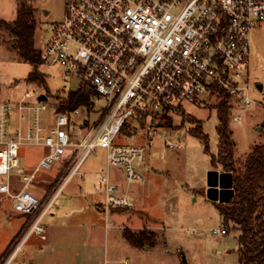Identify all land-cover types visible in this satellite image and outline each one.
I'll use <instances>...</instances> for the list:
<instances>
[{
    "label": "built area",
    "instance_id": "2783aa9c",
    "mask_svg": "<svg viewBox=\"0 0 264 264\" xmlns=\"http://www.w3.org/2000/svg\"><path fill=\"white\" fill-rule=\"evenodd\" d=\"M259 27H264V0H66L64 18L52 25L41 49L43 65L59 67L65 81H79V89H93L102 106L91 112L95 118L79 121L82 109L58 113L48 97L28 102L29 92L16 103H0V196L28 217L5 264L33 234L47 240L45 217L74 177L85 178L82 166L97 149L106 151L102 208L128 211L134 207L130 188L145 182L155 139L169 149L182 148L162 134L169 132L162 119L188 116L184 104L211 102L216 88L250 108L249 34ZM141 132L145 144L116 143L121 135ZM28 146L45 149L30 169L20 156ZM54 169L49 188L39 192L46 183L43 173ZM114 170H121L125 188Z\"/></svg>",
    "mask_w": 264,
    "mask_h": 264
},
{
    "label": "rangeland",
    "instance_id": "374dc122",
    "mask_svg": "<svg viewBox=\"0 0 264 264\" xmlns=\"http://www.w3.org/2000/svg\"><path fill=\"white\" fill-rule=\"evenodd\" d=\"M18 4L19 0H0V19L14 22ZM29 5L34 13L35 46L41 50L51 38L52 25L64 18L66 0H29ZM249 41L247 87L254 104L248 109L234 104L230 120L236 144V167L240 170L253 147L264 143V27L251 31ZM34 69V64L20 56L15 37L0 27V103H16L29 92L28 102L35 103L39 95H46L50 106L57 109L61 101L59 96L65 97L67 93L79 90V81H65L59 67H38L45 76L47 88L29 82L28 76ZM202 98L206 99L208 95ZM218 102L215 96L211 102L200 106L185 103L188 116H173L174 129L160 122L169 131L162 132L165 138L180 141L182 148L169 149L163 139H155L144 166L148 173L145 183L132 187L135 190L144 187L141 215L145 220L155 221L150 224L154 228H148L157 235L155 247L136 249L123 236V225L133 231L147 226V220L140 222L132 216L137 209L135 206L128 211H118L127 212L119 215L110 211L107 216L98 210L96 201L102 197L99 178L106 167V151L99 148L82 166L85 178L74 177L58 197L56 209L45 217L47 241L33 234L10 264H31L38 258L39 264H239V232L214 234L215 230L225 227L213 201H208L204 195L208 188V173L214 170L212 156L218 154L219 120L215 108ZM96 106L101 107L102 103L98 102ZM95 117L89 116L90 119ZM86 118L87 111L82 109V116L77 119ZM194 121L202 122L203 132L209 136V152L204 142L191 131ZM76 136L82 137L83 132ZM146 140L144 132L130 133L121 135L116 143L145 144ZM43 154L45 149L40 147L29 146L20 151L22 162L27 165L35 163ZM217 170L221 171V168ZM46 174V183H40L39 192L49 188L57 170L43 173V176ZM9 207V200L0 196V264L6 263L13 242L8 249L7 246L28 221L25 215Z\"/></svg>",
    "mask_w": 264,
    "mask_h": 264
},
{
    "label": "trees",
    "instance_id": "16d2710c",
    "mask_svg": "<svg viewBox=\"0 0 264 264\" xmlns=\"http://www.w3.org/2000/svg\"><path fill=\"white\" fill-rule=\"evenodd\" d=\"M33 10L29 0H19L18 16L14 22L0 19V27L5 28L16 39V48L22 58L35 65L28 81L47 88L46 79L38 67L43 65L41 50L35 46V25ZM219 99L215 106L218 114L219 135L218 154L212 156V168H221L233 176L234 196L228 203L213 202L219 211L227 234L231 230L239 232V264H264V143L253 147L246 157L243 168L237 169L235 161L236 144L230 130L231 112L234 98L226 91L216 88ZM98 94L93 89H79L60 97L58 113H71L76 109L87 111L90 116L96 106ZM165 126L173 128L171 118L162 119ZM192 133L200 138L209 152V136L203 132V124L194 121ZM264 133V128H263ZM206 196V193H204ZM28 219V217H26ZM125 240L134 248L144 250L156 246L157 235L147 228L133 231L124 229Z\"/></svg>",
    "mask_w": 264,
    "mask_h": 264
},
{
    "label": "crops",
    "instance_id": "0c3cea01",
    "mask_svg": "<svg viewBox=\"0 0 264 264\" xmlns=\"http://www.w3.org/2000/svg\"><path fill=\"white\" fill-rule=\"evenodd\" d=\"M29 147V146H28ZM33 147V146H32ZM40 148H43V147H40ZM44 155V154H43ZM43 155L35 162V163H33V164H31V165H27L26 163H24L23 165H24V167L26 168V169H30V168H32L35 164H37L38 162H39V160L43 157ZM155 156L156 157H158L159 155H157V154H155ZM23 163V162H22ZM144 174H145V176H146V178H147V176H148V173H147V171L145 170V168H144ZM222 171V170H221ZM118 174V181H117V184L120 186V187H122V188H125V181H124V178H123V176H122V172H121V170H114V172H113V174ZM47 176V175H46ZM45 178V177H44ZM82 179H84V178H82ZM99 180H100V178H99ZM1 181V180H0ZM145 183V182H144ZM144 183H142V184H138V186L139 185H143ZM133 187V186H132ZM132 187L130 188V191H131V195H132V198H133V200H134V206H135V213L134 214H132V213H130V214H132V216H134L135 218H137L140 222H145L146 220V225L147 226H143L141 229H144V228H154V227H152L150 224H154L155 223V221L154 220H152V219H149V218H147L146 220L144 219V217L141 215L142 214V212H143V208H144V206H143V204H144V200H145V196H144V187L143 186H140V187H137V190H135V189H132ZM206 192V191H205ZM99 193H100V195L102 196L101 197V199L100 200H98V199H96V200H98V201H96L97 203H96V206H97V208H98V210L99 211H101L102 213H104V214H106L107 216L109 215V212L110 211H104V209L102 208V206H103V203H104V191L102 190V187H101V189L99 190ZM206 199H207V197H206ZM208 200V199H207ZM209 201V200H208ZM9 209L10 210H12L11 209V204H10V207H9ZM134 211V210H133ZM111 213H113V214H121V213H127V212H118V211H111ZM128 214H129V212H128ZM141 215V216H140ZM129 216V218H131L132 219V216H130V215H128ZM149 216V215H148ZM143 224V223H142ZM25 225V224H24ZM24 225H22V227H21V229L23 228V226ZM122 227H124V229H126V228H129L128 226H125V225H123ZM130 229V228H129ZM141 229H139V230H141ZM139 230H136V231H139ZM19 234V233H18ZM17 234V235H18ZM17 235H15L12 239H11V241H10V243H9V245L7 246V249H8V247L10 246V244L14 241V239L16 238V236ZM47 241V240H46ZM6 249V250H7ZM148 250L149 249H151V248H147ZM5 250V251H6ZM144 250H146V249H144ZM8 251V250H7ZM40 260V258H38L37 259V262L35 261V260H32L31 261V264H39V261Z\"/></svg>",
    "mask_w": 264,
    "mask_h": 264
},
{
    "label": "water",
    "instance_id": "95a60500",
    "mask_svg": "<svg viewBox=\"0 0 264 264\" xmlns=\"http://www.w3.org/2000/svg\"><path fill=\"white\" fill-rule=\"evenodd\" d=\"M40 101H46L47 96L42 95ZM206 197L213 202L228 203L234 196L233 176L229 172L211 170L208 173ZM185 264H188L185 262Z\"/></svg>",
    "mask_w": 264,
    "mask_h": 264
}]
</instances>
